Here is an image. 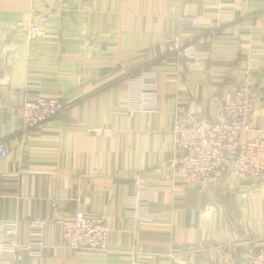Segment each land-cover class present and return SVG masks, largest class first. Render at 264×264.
I'll list each match as a JSON object with an SVG mask.
<instances>
[{
    "label": "crops",
    "instance_id": "1",
    "mask_svg": "<svg viewBox=\"0 0 264 264\" xmlns=\"http://www.w3.org/2000/svg\"><path fill=\"white\" fill-rule=\"evenodd\" d=\"M39 17L43 34L30 37ZM211 29L209 54L180 71L170 45ZM142 72L155 78L143 93ZM244 82L262 130L264 0H0V225L27 244L43 222L41 253L20 264H248L264 246V181L227 176L203 194L169 167L176 120L213 115ZM41 94L63 112L24 131V101ZM142 187L138 218L128 208ZM56 208L104 219L107 251L65 248Z\"/></svg>",
    "mask_w": 264,
    "mask_h": 264
},
{
    "label": "built area",
    "instance_id": "2",
    "mask_svg": "<svg viewBox=\"0 0 264 264\" xmlns=\"http://www.w3.org/2000/svg\"><path fill=\"white\" fill-rule=\"evenodd\" d=\"M183 26H195L193 17H182ZM47 24L46 17H39L28 26L30 37L43 34ZM218 37L217 29H211L208 35L189 40H175L169 51L178 60L180 71H189L196 66V60L209 54L208 39ZM139 90L151 88L154 76L140 73L136 77ZM151 82V83H150ZM254 88L244 82L237 88L234 96L223 104L216 113L207 117L178 118L173 127V147L169 167L181 173L183 180L190 186L207 194L211 180H220L227 176L236 179L264 181V127L254 130L251 126ZM63 103L59 97L47 95L28 96L22 107V129L30 131L45 123L57 119L63 112ZM249 133H259L251 140L245 137ZM10 150L5 141H0V162L9 156ZM148 190L142 187L132 199L129 210L138 218H143L149 208ZM52 220L60 224L61 236L65 248L73 251L106 252L109 229L104 219L88 215L78 209L73 217L63 218L56 208ZM32 240L23 244L17 239L15 225H0L3 237L0 241V260L6 264H20L21 254L29 251L39 255L43 249V222L35 224ZM248 264H264V246H257L251 252Z\"/></svg>",
    "mask_w": 264,
    "mask_h": 264
},
{
    "label": "rangeland",
    "instance_id": "3",
    "mask_svg": "<svg viewBox=\"0 0 264 264\" xmlns=\"http://www.w3.org/2000/svg\"><path fill=\"white\" fill-rule=\"evenodd\" d=\"M210 32V31H209ZM209 32H208V34H209Z\"/></svg>",
    "mask_w": 264,
    "mask_h": 264
}]
</instances>
